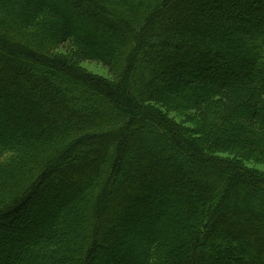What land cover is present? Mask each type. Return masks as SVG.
Instances as JSON below:
<instances>
[{
    "label": "trees",
    "instance_id": "obj_1",
    "mask_svg": "<svg viewBox=\"0 0 264 264\" xmlns=\"http://www.w3.org/2000/svg\"><path fill=\"white\" fill-rule=\"evenodd\" d=\"M248 162L264 0H0V264H264Z\"/></svg>",
    "mask_w": 264,
    "mask_h": 264
},
{
    "label": "rangeland",
    "instance_id": "obj_2",
    "mask_svg": "<svg viewBox=\"0 0 264 264\" xmlns=\"http://www.w3.org/2000/svg\"><path fill=\"white\" fill-rule=\"evenodd\" d=\"M83 67L92 72L93 74H97V75H101V76H107L108 73L106 70L102 69V67L96 65V64H86V65H83ZM170 118H174V120H176L178 123H180V120H177L176 118V115L174 114H171L170 115ZM188 126H191V124H187ZM247 166L250 167V168H254L256 170H258V172L262 173L264 175V163H256V162H248L247 163ZM33 224H38V220L37 221H32L31 222V225H29V227H32ZM104 254V253H103Z\"/></svg>",
    "mask_w": 264,
    "mask_h": 264
}]
</instances>
